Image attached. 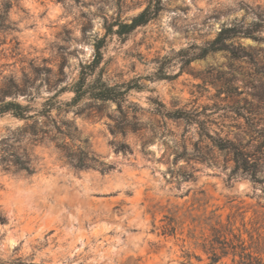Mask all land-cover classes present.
<instances>
[{"label": "rangeland", "instance_id": "1", "mask_svg": "<svg viewBox=\"0 0 264 264\" xmlns=\"http://www.w3.org/2000/svg\"><path fill=\"white\" fill-rule=\"evenodd\" d=\"M149 2L0 0V92L29 110L0 115V264H264L261 187L215 146L242 115L264 116V0H161L153 20L105 38L90 78L141 87L124 113L88 99L57 109L107 24ZM221 30L246 36L205 54ZM84 138L112 170L76 169L57 147ZM13 154L35 172L16 171ZM217 221L251 256L214 262Z\"/></svg>", "mask_w": 264, "mask_h": 264}, {"label": "trees", "instance_id": "2", "mask_svg": "<svg viewBox=\"0 0 264 264\" xmlns=\"http://www.w3.org/2000/svg\"><path fill=\"white\" fill-rule=\"evenodd\" d=\"M161 8V0H150L149 4L129 22L114 21L107 24L104 36L94 44L92 61L81 67L78 80L72 86V98L68 102H59L57 109L66 113L69 109L78 106L84 99H88L94 102L115 103L116 110L120 114H123L124 105L129 104L127 99L129 92L133 89L140 90L141 87L139 85L131 86L125 84L110 85L103 81L100 75L93 77V79L90 78L94 75L102 61V49L107 36L126 37L138 27L153 20ZM241 36L245 37L246 35L241 31L228 34L227 30H221L209 47L204 50V53L217 51L231 52L229 47L225 45V42ZM8 94L5 91L0 92V115L10 113L18 119H25L29 112L28 108L16 101L6 100L5 98ZM261 103L264 104V101H261ZM51 108L49 107L48 109ZM242 117L244 118V126L241 128L240 134L236 135L234 140H219L215 142V146L231 154L235 170L247 176L255 185H259L262 197H264V116L256 120L248 116L242 115ZM134 119L136 120V118ZM63 135L68 136L65 133ZM80 142V145L74 146H69L64 141L57 145L69 164L79 170L92 169L103 174L113 169V165L100 160L99 156L91 149L88 138H84ZM115 149L123 154L131 153V149L127 145L117 144L115 145ZM12 156L10 163L16 168V171L24 172L27 175L35 172L30 159L16 154ZM172 230H168L165 227L164 233L166 231L172 232ZM210 231V246L207 250L216 259L214 262L229 254L233 258L238 256L242 260L246 256H251V253L247 252L248 248L244 246V241L241 240V235L235 233L232 225L229 223L223 225L217 221L215 225L210 227ZM215 244L220 245L219 252H217L218 248L214 247ZM203 248L205 249V246Z\"/></svg>", "mask_w": 264, "mask_h": 264}, {"label": "bare ground", "instance_id": "3", "mask_svg": "<svg viewBox=\"0 0 264 264\" xmlns=\"http://www.w3.org/2000/svg\"><path fill=\"white\" fill-rule=\"evenodd\" d=\"M30 194V193H29ZM31 195V194H30ZM32 197V196H31ZM30 201H31V204H32V202H33V199H30ZM12 240V239H11Z\"/></svg>", "mask_w": 264, "mask_h": 264}, {"label": "water", "instance_id": "4", "mask_svg": "<svg viewBox=\"0 0 264 264\" xmlns=\"http://www.w3.org/2000/svg\"><path fill=\"white\" fill-rule=\"evenodd\" d=\"M14 242V241H13ZM12 241H10V243H13Z\"/></svg>", "mask_w": 264, "mask_h": 264}]
</instances>
